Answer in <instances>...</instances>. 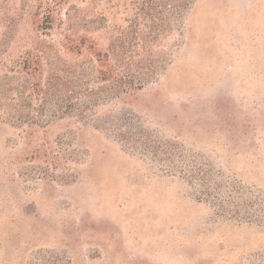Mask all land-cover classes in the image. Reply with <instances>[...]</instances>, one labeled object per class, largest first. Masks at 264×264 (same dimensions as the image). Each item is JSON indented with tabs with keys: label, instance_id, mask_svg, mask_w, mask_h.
I'll use <instances>...</instances> for the list:
<instances>
[{
	"label": "rangeland",
	"instance_id": "obj_1",
	"mask_svg": "<svg viewBox=\"0 0 264 264\" xmlns=\"http://www.w3.org/2000/svg\"><path fill=\"white\" fill-rule=\"evenodd\" d=\"M57 1L81 52L0 0V264H264V0Z\"/></svg>",
	"mask_w": 264,
	"mask_h": 264
},
{
	"label": "trees",
	"instance_id": "obj_2",
	"mask_svg": "<svg viewBox=\"0 0 264 264\" xmlns=\"http://www.w3.org/2000/svg\"><path fill=\"white\" fill-rule=\"evenodd\" d=\"M158 1H160V2L158 3ZM173 2H176L177 6H179V7L182 6V8L184 6H186V3H188L187 0H146V2H145L146 9L143 8V10L145 12V16H147V18H148V14L149 15L151 14V16H153V18L161 19V18H158L156 15L158 5L160 7H163V6L165 7V4L169 6ZM45 4H46V7H44V9H43V7L41 8V6H38V9H41L43 11V17H42L43 20L42 21H44L47 24V26H48L47 28L52 29V26L55 24L56 20L58 19L56 17L57 14L59 17L57 30H60L63 27V29L59 33L61 36L59 38V43H60L61 47L63 48L62 50L73 51L76 49L78 52H81L82 40L80 38H78V35H76V33L72 32L69 29V27L67 25V19H69L68 13H65L67 10L61 15V11L58 12V10H59L58 6L60 5V3L57 0H51L50 3L45 2ZM92 52H93L94 56H97V61L100 60V57L102 55L104 58L103 61H106V60L108 61V59H110V57H111L112 59H110V60L113 63L117 62L115 60V58L113 57L112 52L110 50H107V52H101V50L95 48L92 50ZM24 54L27 55V53H24ZM21 58H22V56H21ZM20 63L23 64V68L25 67V65H27L26 60L21 61V62H17L18 66L21 65ZM16 65L14 67H16ZM116 67H115V65H110L109 69L108 68L107 69L114 72L117 69H119V65L116 64ZM110 73H112V72H110ZM112 77H114V75Z\"/></svg>",
	"mask_w": 264,
	"mask_h": 264
}]
</instances>
